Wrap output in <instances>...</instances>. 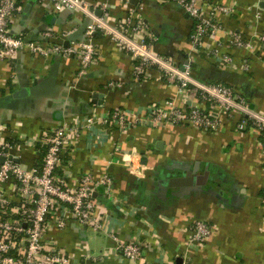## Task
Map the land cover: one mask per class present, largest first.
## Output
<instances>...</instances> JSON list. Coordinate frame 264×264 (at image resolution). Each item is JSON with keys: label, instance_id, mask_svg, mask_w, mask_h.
Here are the masks:
<instances>
[{"label": "crops", "instance_id": "1", "mask_svg": "<svg viewBox=\"0 0 264 264\" xmlns=\"http://www.w3.org/2000/svg\"><path fill=\"white\" fill-rule=\"evenodd\" d=\"M134 1L144 7L143 16L157 40L155 53L178 65L186 63L193 18L162 0ZM214 1L237 5L236 14L221 16L229 32L238 31L248 38L264 33V0ZM18 8L12 28L27 41L43 40L50 27L58 37L67 35L61 39L64 42L55 40L71 45L85 39V34L76 33H86L91 23L83 14L58 11L46 0H18ZM113 11L111 21L126 19V7L118 5ZM95 40L98 54L89 73L80 80L81 65L75 57L48 61L24 51L15 59L0 62V136L16 144L17 162L24 169L41 163L46 152L41 136L61 122L91 116L99 119L117 110L132 111L143 119L151 106L168 100L181 107L191 104L192 99L162 80L154 69L145 80L134 82L132 57L101 33ZM216 44L222 55L235 59V67H220L204 53H196L195 76L231 86L264 112V43L256 40L255 52L250 53L231 46L221 33ZM206 46L216 47L210 38ZM244 58L249 60L248 71L241 66ZM114 82L123 86L110 88ZM23 92L26 96L18 97ZM78 143L74 150H64L59 177L74 185L84 174L99 178L108 175L116 197L107 199L103 190L97 195V216L105 223L104 232L74 220L60 230L56 221L66 218V211L50 215L46 239L57 242L72 261L84 262L91 256L88 264H133L116 252L111 234H117L124 241L144 246L148 264H264V154L254 132L239 134L228 119L217 133L190 125H142L122 133L99 123L84 131ZM183 167L190 172L197 167L198 175H208L202 191L196 190L195 178L192 185L174 184L186 178ZM4 188L12 203L8 210L18 221L31 205L15 194L14 180ZM198 220L209 222L213 231L205 243L190 244L192 226Z\"/></svg>", "mask_w": 264, "mask_h": 264}, {"label": "built area", "instance_id": "2", "mask_svg": "<svg viewBox=\"0 0 264 264\" xmlns=\"http://www.w3.org/2000/svg\"><path fill=\"white\" fill-rule=\"evenodd\" d=\"M46 1L53 3L58 11H75L89 18L91 23L85 39L67 47L55 40L64 39L67 35L58 37L49 27L43 33V40L27 41L12 28V21L19 13L18 0H0V62L15 59L24 51L48 61L75 57L81 65L78 73L80 80L89 73L98 54L99 45L95 38L101 33L132 57L134 68L131 78L134 82L145 80L148 72L154 69L162 80L192 100L189 107L178 106L175 100L153 105L143 119L136 117L132 111L117 110L99 119L91 116L78 122H61L52 130H44L40 142L46 147V152L41 163L30 170L24 169L17 162L19 157L15 153V143L0 136V264H88L87 262L93 260L88 256L84 262L72 261L59 248L57 242L47 240L46 236L51 226L50 215L62 210L66 211L67 216L58 217L56 224L60 230H64L71 220L95 232H104L106 229L103 219L97 216L100 206L97 195L103 190L102 196L107 199L116 197L112 178L108 175L99 178L93 174H84L77 183L69 185L58 174L64 164V150H74L79 145L82 133L96 124L116 128L122 133L142 125L156 128L190 125L206 133H217L224 119H228L237 133L254 132L260 140L264 154V112L256 109L231 86L206 82L196 77L193 70L196 53H204L220 67H235V59L226 54L222 55L216 44L221 33L229 38L231 46L250 53L255 52L256 40L264 43V33L248 38L241 32L227 30L221 16L236 14V4L229 6L214 0H162L180 7L195 22L190 37L191 52L188 61L178 65L170 58L155 53L154 43L157 40L143 16L144 7L135 5L134 0H100L95 3L84 0ZM118 5L128 10L123 22L111 21L113 8ZM209 38L216 45L213 49L206 48ZM44 40H49V43H44ZM248 62L246 58L241 62L244 71L250 70ZM122 86L116 82L109 84L110 88ZM129 168L132 169L131 166ZM10 180L16 183L15 194L31 205L30 210L18 221L13 220L8 210L12 203L4 186ZM212 231L209 222L195 221L190 244L205 243ZM111 236L116 241V252L126 260L133 264H148L145 261L144 246L138 242L124 241L117 234Z\"/></svg>", "mask_w": 264, "mask_h": 264}, {"label": "water", "instance_id": "3", "mask_svg": "<svg viewBox=\"0 0 264 264\" xmlns=\"http://www.w3.org/2000/svg\"><path fill=\"white\" fill-rule=\"evenodd\" d=\"M133 2H135V1H133ZM78 34L81 35V34H85V33L81 30V31H78L76 33V35H78ZM68 46H70V45H67V47ZM20 95L26 96V92L19 94L18 97ZM183 168L185 171L186 178L177 180L174 182V184L179 183V185H186V186L192 185V184H194V178H195V180L197 181V186H198L196 190L202 191L201 187H203L204 184L206 183V181H208V175H206V174L198 175L199 168L197 169V167L195 168V170H193L191 172L189 171L188 168H186V167H183Z\"/></svg>", "mask_w": 264, "mask_h": 264}, {"label": "trees", "instance_id": "4", "mask_svg": "<svg viewBox=\"0 0 264 264\" xmlns=\"http://www.w3.org/2000/svg\"><path fill=\"white\" fill-rule=\"evenodd\" d=\"M16 145V144H15Z\"/></svg>", "mask_w": 264, "mask_h": 264}]
</instances>
